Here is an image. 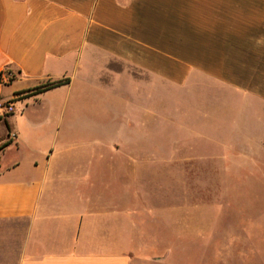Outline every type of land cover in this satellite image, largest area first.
<instances>
[{
  "label": "crops",
  "instance_id": "1",
  "mask_svg": "<svg viewBox=\"0 0 264 264\" xmlns=\"http://www.w3.org/2000/svg\"><path fill=\"white\" fill-rule=\"evenodd\" d=\"M194 74L238 115L226 127L264 145V0H0V102L14 107L0 120V264L144 263L141 220L162 216L131 180L147 157L114 140L81 154L68 124L123 94L144 99L140 118L123 100L127 128L145 124L164 82Z\"/></svg>",
  "mask_w": 264,
  "mask_h": 264
},
{
  "label": "rangeland",
  "instance_id": "2",
  "mask_svg": "<svg viewBox=\"0 0 264 264\" xmlns=\"http://www.w3.org/2000/svg\"><path fill=\"white\" fill-rule=\"evenodd\" d=\"M197 76L179 87L164 82L146 123L131 129L122 119V102L130 100V113L140 118L143 97L123 94L113 102L105 95L108 108L116 104L123 111L107 112L95 101L94 112L78 113V121L68 124L67 139L80 142L81 154L105 155L103 145L88 146L114 140L122 156L132 150L147 157L131 180L140 203L155 205L162 216L141 220L148 257L140 264H264V145L246 138L251 130L226 127L238 115H220L228 106L221 104L218 86ZM255 117L264 124L263 109ZM258 132L264 143V128Z\"/></svg>",
  "mask_w": 264,
  "mask_h": 264
},
{
  "label": "built area",
  "instance_id": "3",
  "mask_svg": "<svg viewBox=\"0 0 264 264\" xmlns=\"http://www.w3.org/2000/svg\"><path fill=\"white\" fill-rule=\"evenodd\" d=\"M8 78H10V76L8 74H5L4 80L7 81ZM13 113H14V107L12 104L0 102V120Z\"/></svg>",
  "mask_w": 264,
  "mask_h": 264
},
{
  "label": "trees",
  "instance_id": "4",
  "mask_svg": "<svg viewBox=\"0 0 264 264\" xmlns=\"http://www.w3.org/2000/svg\"><path fill=\"white\" fill-rule=\"evenodd\" d=\"M58 84H61V82L46 84L42 88H37V90L39 91V90H42V89H48V88H51L53 86H57Z\"/></svg>",
  "mask_w": 264,
  "mask_h": 264
}]
</instances>
